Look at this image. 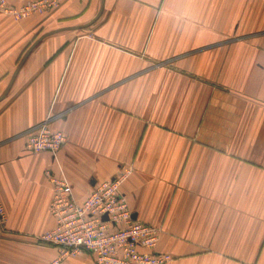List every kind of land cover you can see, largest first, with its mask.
Instances as JSON below:
<instances>
[{
    "label": "crops",
    "instance_id": "obj_1",
    "mask_svg": "<svg viewBox=\"0 0 264 264\" xmlns=\"http://www.w3.org/2000/svg\"><path fill=\"white\" fill-rule=\"evenodd\" d=\"M85 24L42 39L11 82L42 35ZM45 120L68 138L56 156L25 147ZM126 169L121 191L135 218L162 227L166 264H264V0L0 11V264L59 258L38 240L56 224L47 171L83 201Z\"/></svg>",
    "mask_w": 264,
    "mask_h": 264
},
{
    "label": "built area",
    "instance_id": "obj_2",
    "mask_svg": "<svg viewBox=\"0 0 264 264\" xmlns=\"http://www.w3.org/2000/svg\"><path fill=\"white\" fill-rule=\"evenodd\" d=\"M61 2L32 0L11 8L6 0H0V11L24 19L34 13L52 11ZM67 140L63 131L52 128L45 120L26 132L25 147L28 151H48L56 156ZM130 174L131 169L123 170L94 187L86 199L79 201L65 178L47 171L53 185L50 210L56 224L38 240L57 247L60 256L53 264L83 252L94 255L97 264H166L172 260V255L157 250L162 227L138 220L129 208L121 186ZM6 221L0 195V222L5 224Z\"/></svg>",
    "mask_w": 264,
    "mask_h": 264
},
{
    "label": "water",
    "instance_id": "obj_3",
    "mask_svg": "<svg viewBox=\"0 0 264 264\" xmlns=\"http://www.w3.org/2000/svg\"><path fill=\"white\" fill-rule=\"evenodd\" d=\"M104 1V0H103ZM102 10H103V4L101 6V9L99 11V13L96 15L95 19H93V21H95L102 13ZM91 21V23L93 22ZM89 24H85V25H79V26H71V27H64V28H60V29H57L55 31H51L49 33H46L44 35H42L37 41H35L31 46L30 48L27 50V52L25 53V55L23 56V58L21 59L16 71L14 72L13 74V77H12V81H14L18 71L20 70L21 66L23 65V63L25 62L26 58L28 57L29 53L31 52V50L42 40L44 39L46 36L50 35V34H53V33H57V32H60V31H64V30H67V29H77V28H81V27H85ZM12 84V83H11ZM8 90L6 91V94H7Z\"/></svg>",
    "mask_w": 264,
    "mask_h": 264
}]
</instances>
